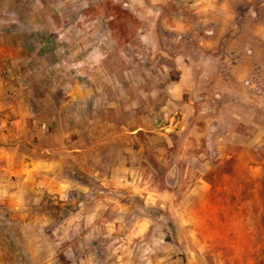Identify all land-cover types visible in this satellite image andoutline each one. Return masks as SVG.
<instances>
[{
	"label": "rangeland",
	"instance_id": "obj_1",
	"mask_svg": "<svg viewBox=\"0 0 264 264\" xmlns=\"http://www.w3.org/2000/svg\"><path fill=\"white\" fill-rule=\"evenodd\" d=\"M39 41L92 76L94 143L0 261L264 264V0H0V54Z\"/></svg>",
	"mask_w": 264,
	"mask_h": 264
},
{
	"label": "crops",
	"instance_id": "obj_2",
	"mask_svg": "<svg viewBox=\"0 0 264 264\" xmlns=\"http://www.w3.org/2000/svg\"><path fill=\"white\" fill-rule=\"evenodd\" d=\"M39 47L37 54H0V235L5 230L7 237H20V231L26 229L36 240L45 233V224L57 220L56 214L46 213L40 206L61 199L70 187L62 176L63 157L66 165L77 166L81 156L89 155V145H82V130L75 122L88 120L85 139L94 143L90 122L95 107L88 71L77 72L85 80L67 81L62 45L50 50L39 41ZM10 58L18 62L15 67L6 64ZM91 58L89 54L88 65ZM48 60L53 64L51 71L43 66ZM57 89L64 93L59 100L54 96ZM4 252L1 245L0 254ZM53 262L46 256L41 263Z\"/></svg>",
	"mask_w": 264,
	"mask_h": 264
}]
</instances>
